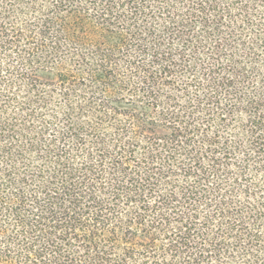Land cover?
<instances>
[{"label":"trees","instance_id":"trees-1","mask_svg":"<svg viewBox=\"0 0 264 264\" xmlns=\"http://www.w3.org/2000/svg\"><path fill=\"white\" fill-rule=\"evenodd\" d=\"M0 264H264V0H0Z\"/></svg>","mask_w":264,"mask_h":264}]
</instances>
